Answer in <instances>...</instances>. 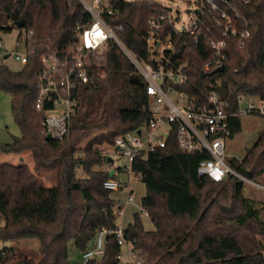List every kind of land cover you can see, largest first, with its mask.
Returning a JSON list of instances; mask_svg holds the SVG:
<instances>
[{"label":"trees","instance_id":"16d2710c","mask_svg":"<svg viewBox=\"0 0 264 264\" xmlns=\"http://www.w3.org/2000/svg\"><path fill=\"white\" fill-rule=\"evenodd\" d=\"M230 2L248 21L250 34L242 48L234 38L228 39V60L222 71L210 74L214 67L204 69L212 49L191 36L176 37L174 53L184 61L188 75L180 87L184 93L195 100L206 99V85L218 79L220 96L235 110L237 94L264 99V0ZM112 4L117 11L104 16L107 23L121 25L116 33L124 46L146 58L147 20L159 4L142 0H113ZM83 15L76 1L0 0L1 31L30 29L36 40L61 52ZM39 54L29 55L17 71L0 63V90L12 96L11 113L20 131L10 142L0 143V153L29 151L34 164L32 171L25 163H0V240L13 242L0 249V264H68L70 240L82 252L98 230L118 228L121 206L110 196L112 190L103 186L114 175L100 168L108 156L96 146L113 144L117 135L139 127L149 114L140 76L118 46L111 44L103 76L95 71L79 89V106L68 136L62 141L46 140L43 112L34 106ZM48 106L45 102L44 108ZM239 117L230 119V137L240 130ZM86 137L79 150L78 142ZM206 157L203 152L180 151L170 136L164 148L142 150L131 161L130 171L145 187L141 208L154 226L145 229L134 212L123 228L142 264H264V218L257 201L244 194L242 182L233 176L213 180L199 175L197 164ZM228 163L248 177H264V127L245 155L229 158ZM45 168L56 169L53 187H44L36 179L35 172ZM78 168L82 176L77 175ZM30 239L38 241V256L17 246ZM120 251L114 234L107 233L97 264H123Z\"/></svg>","mask_w":264,"mask_h":264},{"label":"built area","instance_id":"2783aa9c","mask_svg":"<svg viewBox=\"0 0 264 264\" xmlns=\"http://www.w3.org/2000/svg\"><path fill=\"white\" fill-rule=\"evenodd\" d=\"M72 1L82 6L85 16L74 23L73 37L63 52L36 40L30 29L18 30L12 42L0 36V63L13 59L23 67L29 55L40 51L41 68L36 74L38 93L34 106L43 112L44 134L59 141L68 136L71 117L79 106L80 87L95 71L98 76H103L108 48L116 44L140 76L149 103L146 122L117 135L111 144L114 153L125 158L124 168L130 170L131 161L140 151L155 152L164 148L168 138L174 136L180 151L207 155L197 164L199 175L213 180L233 176L242 182L243 190L250 188L264 200V177H248L225 159L226 140L232 133L230 119L235 115L256 114L264 120V99L240 93L235 96L237 109L231 110V102L218 92V79L206 85L208 95L203 100H195L180 89L188 75L183 69L184 61L174 53L176 37L188 35L212 49L211 58L204 64L205 70L222 66L228 60L229 38H234L240 48L244 46L250 34L249 23L230 0H194L184 18L179 11L173 12L168 4L170 0H142L159 4L147 20L146 58L124 46L116 33L121 25L107 23L104 16L114 15L117 11L113 0H68L69 3ZM45 102L49 104L47 108H44ZM106 163L109 165L102 169L109 170L114 177L105 180L103 186L117 190L121 187L118 180L120 167L109 156ZM127 199H130L129 195ZM107 233L114 234L120 248L129 244L130 261L123 262L121 251L118 255L123 264H142L132 248V241L119 226L115 230H98L90 246L80 252V264L90 260L98 263ZM262 252L264 257V243Z\"/></svg>","mask_w":264,"mask_h":264},{"label":"rangeland","instance_id":"374dc122","mask_svg":"<svg viewBox=\"0 0 264 264\" xmlns=\"http://www.w3.org/2000/svg\"><path fill=\"white\" fill-rule=\"evenodd\" d=\"M194 0H170L168 4L172 7L173 12H180V16L187 17L186 9H191L193 7ZM10 22L7 21L6 24ZM18 30L12 29L9 32H4L0 30V36L4 37L9 41L17 36ZM5 65L13 71H17L22 68L21 64L14 61L13 59H7ZM11 99L12 96L6 92L0 90V143L10 142L13 136H19V128L13 121L11 113ZM240 119V130L236 132L232 137L227 138L225 146V159L228 161L229 158H242L246 151L254 144L256 141L259 132L264 127V120L261 116L256 114H242L239 117ZM93 135V134H92ZM88 137L82 138L77 146L79 150L85 145ZM100 149L101 153L109 156L112 160H115L116 166L120 167L118 180L120 182V187L117 190H112L110 196L115 200V202L121 205V212L117 214V223L121 228L126 227L127 223L131 220L132 214L138 212L140 219L142 221L143 227L147 230H153L154 226L149 220L147 215H144L143 211L140 212L139 207L140 198L145 192L144 184L140 179L130 170L124 168L126 160L124 157H120L118 153H114L111 144L103 142L99 146H96ZM78 151L77 154H79ZM15 153H6L5 158L9 160L19 161V156ZM24 162L28 167L33 171V161L30 157L29 151L23 153ZM3 160V159H1ZM0 160V161H1ZM15 163V164H16ZM109 165V164H108ZM106 164L100 166V168H106ZM77 175L82 176L83 172L81 168L77 169ZM36 179L44 187H53L56 185V169L54 168H45L35 172ZM127 183V185H124ZM129 189L131 192L129 193ZM244 194L248 197L253 198L254 201H257L256 207L260 210V215L264 218V200L262 199L261 194L254 192L250 188L244 190ZM128 195L130 199H127ZM258 196V197H256ZM143 210V209H142ZM13 245L11 241H1L0 240V249L4 247H9ZM129 244H124L122 247L121 254L125 253ZM17 246L20 249L25 250L28 253L39 255L38 241L36 239H30L27 241H20ZM68 250V264H80V252L75 247L74 242L70 240L67 246ZM128 254V251H127ZM129 256V255H128ZM130 258V257H129Z\"/></svg>","mask_w":264,"mask_h":264},{"label":"crops","instance_id":"0c3cea01","mask_svg":"<svg viewBox=\"0 0 264 264\" xmlns=\"http://www.w3.org/2000/svg\"><path fill=\"white\" fill-rule=\"evenodd\" d=\"M5 156H6V153H0V160L3 159V160L0 161V163H2V162H8V163H12V164H15V163H16V161H13V160L11 161V160H9V159H6ZM17 156H19V161H17L18 163H22V162H24V156H23V154H18ZM18 163H16V164H18ZM124 185H127V183H125ZM122 186H123V185H122ZM122 186H121V187H122ZM128 191H129V193H130V192H131V189H129ZM143 195H144V194H143ZM143 195H142V196H143ZM142 196H141V197H142ZM140 199H141V198H140ZM120 206H121V205H120ZM141 209H142V208L139 207L140 212L143 211V210L141 211ZM143 213H144V215H147L144 211H143ZM131 220H132V218H131ZM131 220H130V221H131ZM130 221H129V222H130ZM144 228H145V227H144ZM145 229H146V228H145ZM122 247H123V246H121V251H122ZM127 250H128V248H127ZM127 250L125 249V253H124L123 255H121V259L123 260V262L130 261V259H131L129 253L127 254ZM128 255H129V256H128ZM129 257H130V258H129Z\"/></svg>","mask_w":264,"mask_h":264},{"label":"water","instance_id":"95a60500","mask_svg":"<svg viewBox=\"0 0 264 264\" xmlns=\"http://www.w3.org/2000/svg\"><path fill=\"white\" fill-rule=\"evenodd\" d=\"M17 25L19 27H21L23 25V21L22 20H19L18 23H17ZM222 69H223V66H218L210 74H213V73H216V72H220V71H222ZM45 139L46 140H51V137L49 135H45Z\"/></svg>","mask_w":264,"mask_h":264}]
</instances>
